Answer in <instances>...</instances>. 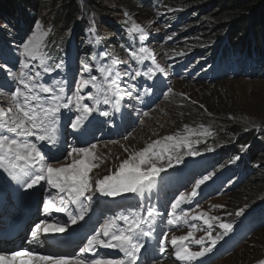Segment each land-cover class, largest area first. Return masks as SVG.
<instances>
[{
  "label": "snow or ice",
  "instance_id": "1",
  "mask_svg": "<svg viewBox=\"0 0 264 264\" xmlns=\"http://www.w3.org/2000/svg\"><path fill=\"white\" fill-rule=\"evenodd\" d=\"M129 33H140L139 39H145V30L140 25L133 23L128 29ZM48 36L47 31L40 29L37 25V31L22 44L21 55L24 59L20 62L19 71L13 72L6 66L3 68L19 86L12 91L7 109L0 107V167H6L9 175L16 178V170H24L25 167L38 169L37 171L24 172L30 177L26 182V187L32 189L42 181L46 182L55 189L57 195L49 194L47 201L44 203V209L49 214L67 213L72 224L83 220L91 211L92 195L89 193L99 192L104 196L119 197L125 193L142 194L143 186L146 181H152L162 171L163 165L157 166V161L163 160L165 154L172 150L187 146L189 155H200L199 152L192 150V141L189 139L193 135H210L207 130L202 133L193 131L185 126L186 134L169 135L159 140H155L139 151L132 152L129 157L121 162L119 169L102 179L93 181L89 173L93 168L99 167L95 160L99 159L95 149L97 145L92 144L87 147H72L66 153L70 163L61 164L54 167L51 163L46 162L44 155L37 148L35 143H31L27 138L35 137L40 142L56 144L57 123L62 114V109L72 112L75 110L74 119L70 118V127L73 130H80L85 126L89 117L93 113L99 112L102 116H110L115 111L120 110V100L124 95L132 97L133 92L126 88H121L119 72H113V69L107 65H97L95 71L99 75H93V65L84 64L83 71L88 74L82 78L75 90L69 95L65 87L58 86L59 82L54 81L52 85L40 82L42 72L50 73L55 69L63 67V61L56 63L54 67L48 65L47 54L44 52V38ZM108 53L103 54L107 57ZM132 60L143 63L145 60H153L154 54L146 47H140L138 52L129 50ZM38 61V65L31 62ZM121 63L119 58L111 60L112 65ZM36 67L42 69L35 70ZM155 71L163 73L165 69L155 64V69H149L142 73L140 70L126 72L125 75L131 79L147 76L149 79L155 74ZM22 86V87H21ZM133 88L135 85L132 86ZM87 90V91H85ZM0 94H3L0 92ZM46 94V95H42ZM115 97V99H113ZM88 101V102H85ZM90 102V103H89ZM111 105L112 111H101L100 105ZM203 127V126H201ZM22 137L23 140L10 138L9 135ZM197 143L199 141H196ZM159 148V151H157ZM127 151V149H125ZM212 151V149H209ZM179 161V158H177ZM239 159V157H236ZM23 162L21 164L20 162ZM171 157L168 158V167H171ZM210 176H206L198 181L191 193L181 194L171 205V219L169 224L176 225L180 221L187 223L188 212L181 211L177 214V209L181 204L191 202L197 196V189ZM69 205H76L79 209L77 215H73ZM155 210L147 208L146 215L152 217ZM243 209L237 213L242 215ZM207 217V218H205ZM192 220H203L212 228L210 222L213 218L208 217L207 213H199L191 216ZM118 221L123 222L120 226ZM148 221L139 212L131 215H120L109 219L101 225L100 230L95 232L88 240L81 252L95 253L98 248L118 249L124 253V258H92L85 259L78 256H55L39 255L31 251H14L11 254L0 253V264H136L139 259V253L143 244L141 238L148 236L149 232L145 231L143 225ZM224 229V234L232 230V224L220 223ZM67 230L65 225L60 223H49L44 220L35 226L32 232V239L35 240L38 234H48L50 232L63 233ZM196 226L192 225V231L186 235L172 236L170 243L175 249V256L180 261H193L197 258L204 257L206 253L212 251V247L218 243L222 236L212 237L211 231H208L207 238L212 247H204L203 238L194 239V243L201 245L200 251H193L185 241L194 238ZM167 241L168 237L165 236ZM32 241H29L31 243ZM264 264V261L258 262Z\"/></svg>",
  "mask_w": 264,
  "mask_h": 264
},
{
  "label": "rangeland",
  "instance_id": "2",
  "mask_svg": "<svg viewBox=\"0 0 264 264\" xmlns=\"http://www.w3.org/2000/svg\"><path fill=\"white\" fill-rule=\"evenodd\" d=\"M103 1L104 0H102V2ZM175 1L182 9L196 7V4H193L190 1ZM217 6V4H210V6L207 8V12L204 15H201L199 18H196L194 22H192V25L197 28V32L191 37L190 40L197 39L203 43L207 41L208 37L210 36V32L208 30H211V28H213L214 30L215 26L218 25L219 22H222L221 17L218 19L216 14L212 13ZM100 7L104 11H107L109 9V5L107 4L100 3ZM34 10L35 15L40 14L42 16L41 19L43 20V22H46L48 25H51L53 23V14L50 13L51 8L44 6L43 3H38L37 5H35ZM5 14L8 13L0 12V25L3 28H6L7 24L6 20H4ZM222 14L223 15L221 16L223 17L226 13L223 12ZM111 16L113 18L124 17L139 24L150 34V36L158 34L159 40L157 41L151 38V43L149 44V46L154 50L156 55L160 56V63L165 59V51L171 50L173 48V44H165L164 41L166 40V42L168 41L169 43L170 40L176 38L178 35L182 34L184 30H186V28H184L182 31H169L171 22L166 26H163L158 22L159 20L156 13L149 12L146 8H142L137 4H135V7L127 9L126 12L120 10L112 11ZM57 24L60 25L59 23ZM37 25L40 26L41 30L47 31L49 34L50 28H47L40 22L35 25L33 32L37 31ZM101 29L108 36H111V34H113V31H108V29L104 27L103 24H101ZM167 31L169 32L167 33ZM7 33L9 37H11L9 45V47L11 48V52L10 54H8L3 50V48H1L0 44V66H6L8 69H11V71L18 72L20 62L24 59V57L21 55L22 44L26 42V40L32 34L29 37L20 39L13 37V32L7 31ZM246 33L249 34V31L247 30ZM114 36L115 37L113 38L116 39V35ZM46 38L47 37H45L44 40ZM183 39L184 38L179 39L178 42H184ZM178 49L187 50L181 48ZM80 57L81 49H79V44L72 43L71 51L69 53V67H66V65L63 64L62 68L55 69L54 71L47 74H44L42 72V69L39 67H36L35 70L42 72V79L53 76L54 74H60L61 78H63V82H59V86L65 87L67 91L76 84V79L74 78L73 71L69 70L70 68L79 66ZM31 63L34 65H38V61H33ZM50 66L54 67V65ZM165 69L167 71L168 68ZM2 72L4 78L0 81V92H2L3 94H0V100L3 101H0V107L7 109V107L10 106V95L12 91H14L8 90L7 86L12 83L14 85L16 84V87L19 85L17 82L12 80L11 76L3 68H0V77ZM57 81H60V79H57ZM172 83L174 86L173 91L170 92L168 94V97L163 99L157 105V107L150 111L146 116H144L143 114L140 115V112L135 109L131 111L130 120L125 128V133L123 134V136L113 141L99 142L95 144L97 145L95 152L99 159L95 160L94 163L99 165V167L92 169V171L89 173L90 178L93 181H96L102 179L106 175L116 172L119 169V165L121 164V162L127 159L132 152L143 149L155 140H159L169 135L186 134L185 126H187V124H185L184 121H187L188 118H184L183 121V118L181 117H185L187 112L186 107L192 108L193 105H195L197 109H201V111L203 112L209 106L217 112V116L209 115V118H207L206 121L200 123L195 122L194 126H197V128L188 126V128L192 129L195 132L202 133L204 130H207L211 134V132L214 131L213 129H215L211 126H216L213 125L215 124V122H232L234 124L242 122L245 125V128H247L246 131L248 132V135L253 134L254 128H261V134L256 137H258L257 152L261 155L259 176H264V80H229L212 84L215 87H210L211 85L203 84L197 86L195 84H188L180 80H172ZM132 99H134V95L129 98V100ZM205 100L206 102H204ZM196 112L198 114L200 111L197 110ZM218 115H221L222 117H219ZM174 117L179 118V121L181 123L178 124ZM207 125H210V127ZM199 137H210V135L190 136L189 139L192 141V148L196 146V141H198ZM227 138L233 139V136ZM65 147H67V152L72 148L69 146ZM125 149H127V151H125ZM157 151H159V148H157ZM188 152V147L183 146L172 150L170 153L165 154L163 160L157 161V166L159 167L163 165L164 171H162L157 177H154L153 180H161L164 177H168V179L171 180V182H175V184H180V180H182L188 185L185 190H180L178 195L170 200V203L167 207H165L164 212H172L171 205L175 202V200L181 194L191 193L196 183L201 180L200 178H197L198 173L194 174L192 172H188L186 170V165L184 163L182 164L177 159L180 156H183L185 158L192 157V155H189ZM169 156L171 157V167H168ZM66 163H70V159L65 154L63 158H60L57 167L61 164ZM259 176L254 177L247 184L252 187V190H248V192L246 193H241V195L237 198L232 199L231 194L213 200V197H211L208 198V200H206L203 204L192 208L194 201L196 199H199L201 196V192L203 189L201 185L200 188L197 189V196L194 197L191 202L181 204L180 208L177 209L178 215L181 213V211H185L189 213V216L187 218V223H185L183 220L178 223L180 225L177 228V231L172 233V236L186 235L187 232L190 231L189 227H187V224L192 221V215L208 212L216 216L218 219V223H220L226 221L229 217V214L235 215L241 209H244L247 206H249L250 208V204L254 202H249L250 198H257V196L260 195V192L264 189V178L261 179ZM206 182L207 180L205 181V183ZM132 194L133 193H125L122 196L110 197L109 199L114 198L115 200H127L129 198H133ZM140 197H142V194L140 195ZM205 199L206 197L203 200ZM139 206L140 203L136 208L127 211H122L121 206L119 207L120 210H116L115 206H113L108 207L109 211L102 210L101 213L108 217H110V215H112L113 213L115 214V217L120 215H131L133 213L141 212ZM197 222L199 223V225H201L202 219L197 220ZM262 232H264V230L257 233L247 244L238 249L233 255L220 261L218 260V258H215L213 260H210L208 264H258V262L264 260V240L262 239L261 241H257L259 240L258 236ZM205 235H207L206 231H199L197 239L202 238ZM187 244L193 251L198 249V247L192 244ZM211 258L213 257L208 258L204 256L203 258H201V262ZM166 263L171 264L168 262ZM176 264H186V261L179 260V262Z\"/></svg>",
  "mask_w": 264,
  "mask_h": 264
},
{
  "label": "trees",
  "instance_id": "3",
  "mask_svg": "<svg viewBox=\"0 0 264 264\" xmlns=\"http://www.w3.org/2000/svg\"><path fill=\"white\" fill-rule=\"evenodd\" d=\"M185 1H190L193 4H196V7L182 9L175 0H162L163 9L160 10V14H157L152 10L151 6L148 3H144L141 0H104L103 2L102 0H84V2L81 4L79 3V0H0V12L8 13L4 15L5 17L16 13L21 8H23V12H26L27 10L35 12V5H37L38 3H43L44 6L51 8L50 13L53 14L52 22L59 23L60 25H58L57 23L56 25L58 26L59 31L62 32L64 28L70 27L71 23L78 20L81 9L84 8L87 11L95 14L98 24H103V26L106 27L108 31H113L112 27L107 24L108 19H114L111 16V12L115 10L126 12L127 9H131L132 7H135V4H137L142 8H146L149 12L156 13L159 20L158 22L163 26H166L171 22L169 31H182L184 28H186V30H184L182 34L170 40L169 43L168 41L166 42V40L164 41L165 44H173V48L171 50L165 51V57H170L172 55H181L182 57L186 58L195 57V61L192 64L193 66L197 65V63L202 61L203 58H209L213 61V58L215 57L217 60H219L220 65L224 64V67L232 65L237 59L241 58L249 59L252 57H258L264 63V0ZM99 2L109 5V9L107 11H104L100 7ZM210 4L218 5L212 13L216 14L218 19L221 17L222 22H219L218 25L215 26L214 30L213 28H211V30H208L210 32V36L208 37L206 42L203 43L197 39L190 40L191 37L197 32V28L192 25V22H194V20L196 18H199L201 15H204L207 12V8L210 6ZM223 12H225L226 14L222 17L221 15H223ZM37 16L42 17L40 14H37ZM160 17L164 20L163 23L160 22ZM125 20L126 19H124V17H121L117 21L121 23V21ZM182 20L185 21L182 22ZM247 30L249 31V34L246 33ZM169 31H167V33ZM100 33L102 35H107L103 30H100ZM114 33L115 32L113 31V34H111L110 38L113 39ZM155 36L156 38H159L158 34H156ZM181 38H184V42L179 43L178 40ZM178 48L187 50H179ZM232 80L252 79H243L237 77L231 79V81ZM181 81L192 85H200L198 83H195L193 78H191V80L183 79ZM209 85H211L210 87H215L212 84ZM204 102H206V100ZM186 110L187 112H189H186L185 117L181 118H183V121L184 118H188L187 121H184V123L192 128H197V126H194V123L206 121L207 118H209V115L217 116V112L210 108V106L205 109L204 112L201 111V109H197L195 105H193L192 108L186 107ZM197 110L200 111L198 114L196 112ZM218 116L222 117L221 115ZM177 117L174 118L179 124L181 122ZM213 125L216 126L211 127L215 128L216 130L213 129L214 134L210 138H208L210 139L209 141L211 143H215V146L230 144L231 148L235 150V154L233 155L236 156H239L242 153H247L249 163L254 167L250 179L246 183L241 185L238 189L230 192V194L232 195V199L237 198L241 195V193H246L248 192V190L251 191L252 187L247 184L251 179L259 176L261 155L257 152L258 137L256 136L261 134V128H254L253 134L248 135V132L246 131L247 128H245V125L242 122L235 124L232 122H215V124ZM207 126L210 127V125ZM232 136L233 139L227 138ZM202 142L203 140H200L199 143L201 146V152L216 154L219 151L218 147L210 146L209 144L202 145ZM209 149H212V151H209ZM204 161L205 160L196 162L195 165H199ZM259 177L261 179L264 178V176L262 175H260ZM249 202L253 203L250 204V208L249 206L245 207V209L247 210L251 209L252 207L258 206L261 203H264V189L260 192V195L257 196V198H250ZM262 230H264V228ZM258 239L259 240L257 241H261L262 239L264 240V232H262L258 236Z\"/></svg>",
  "mask_w": 264,
  "mask_h": 264
},
{
  "label": "bare ground",
  "instance_id": "4",
  "mask_svg": "<svg viewBox=\"0 0 264 264\" xmlns=\"http://www.w3.org/2000/svg\"><path fill=\"white\" fill-rule=\"evenodd\" d=\"M0 101H3V100H0ZM70 118H73V113L72 112H67V113H65V114L60 116V119H59V121L57 123L58 131H57V134H56V144L55 145H53L51 143H47V142H40L35 137L27 138L29 142L35 143L37 145V148L44 155L46 162L51 163L54 167H57V164L59 163L58 160L61 157L65 156V154H66V147H65L64 144H62L60 142V137L62 135L61 130L64 131V135L65 136H69L68 129L70 128ZM4 134L9 135L10 138H17V139H20V140L24 139L22 137H19V138L15 137L14 134H9V133H6V132H4ZM47 145L52 150L59 152V153H57V152L55 153V156L59 155V157H58L59 159L55 158V159H57L55 162H52L51 159H53V158H52L51 154H49L48 152L45 153V151H44V148ZM61 152H62V154H60ZM20 163L23 164L22 161ZM22 174H23L22 171L19 170L18 171V175H17L18 177L15 174L16 178H13L12 175H9V171L7 170L6 167H0V186L4 190V192L6 194H8V197L11 194V191L20 190V192H21V187L19 185V182H20V178H21ZM25 197L27 199H30L31 198L30 193H26ZM10 203L13 206V208L15 210H17V207L15 206V202L13 200H11ZM91 226H92V224H91ZM78 257L85 258V255L81 254V255H78ZM154 264H167V263L166 262H158V263H154Z\"/></svg>",
  "mask_w": 264,
  "mask_h": 264
}]
</instances>
